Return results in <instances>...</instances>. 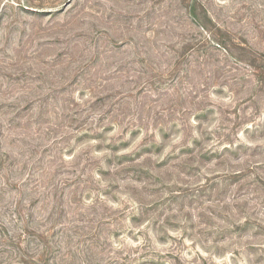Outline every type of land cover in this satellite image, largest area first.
Masks as SVG:
<instances>
[{
  "label": "rangeland",
  "instance_id": "1",
  "mask_svg": "<svg viewBox=\"0 0 264 264\" xmlns=\"http://www.w3.org/2000/svg\"><path fill=\"white\" fill-rule=\"evenodd\" d=\"M0 264H264V0H0Z\"/></svg>",
  "mask_w": 264,
  "mask_h": 264
}]
</instances>
